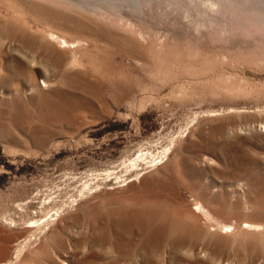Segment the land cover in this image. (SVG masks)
I'll return each instance as SVG.
<instances>
[{"label": "rangeland", "instance_id": "obj_1", "mask_svg": "<svg viewBox=\"0 0 264 264\" xmlns=\"http://www.w3.org/2000/svg\"><path fill=\"white\" fill-rule=\"evenodd\" d=\"M0 264H264V0H0Z\"/></svg>", "mask_w": 264, "mask_h": 264}]
</instances>
